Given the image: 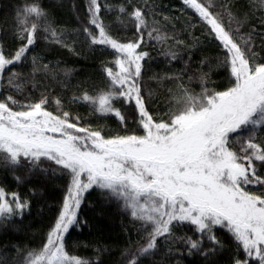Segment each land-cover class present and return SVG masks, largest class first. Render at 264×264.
<instances>
[{"label":"snow or ice","instance_id":"6c2138e0","mask_svg":"<svg viewBox=\"0 0 264 264\" xmlns=\"http://www.w3.org/2000/svg\"><path fill=\"white\" fill-rule=\"evenodd\" d=\"M183 4L194 10L207 34L219 42L223 59L217 60V66L227 70L226 84L208 87L210 76L202 68L207 57L200 61L201 68L189 74L191 50L200 43L199 37L193 35L189 44L170 34L155 13L149 20L146 6L136 0L115 7L107 0L103 5L88 0L83 33L91 44L109 46L116 53L115 68H103V83L94 90L78 89L70 97L48 92L38 98L30 92L22 98L0 95V166L11 169L17 185L37 169L67 178L62 204L42 244L14 245L13 264H91L67 250L66 237L71 226L81 224L79 210L89 190L105 206L114 204L128 217L126 222L121 220V229L128 235L121 264H167L173 253L181 252L177 243L187 248L188 255L198 253L204 264H220L217 257L224 251H229L226 264H264V0H250L252 10H261V26L253 25L248 32L241 29L249 23V13L234 12L227 0L220 5L213 0H183ZM216 7L220 11H214ZM102 9L118 10L116 21L121 27L134 23L136 35L126 41L115 37ZM15 11L13 38L18 46L8 53L0 39V80L14 66L7 80L10 91L23 94L28 83L39 87L40 76L67 87L72 70L60 68L59 62L44 63L38 53H33L28 73L15 67L24 63L40 35L71 48L67 30L57 28L40 0L26 2ZM145 33L161 45L168 62L165 70L153 72L150 79L157 82V89L148 88L147 93L144 62L151 56L142 50ZM176 61H183L184 67L172 68ZM194 79L199 80V92L190 87ZM169 82L175 86L166 89L165 110L156 104V97ZM81 102L97 119L114 115L119 130L105 131V126L86 120L73 109ZM45 160L57 167L42 168ZM30 207V199L0 183V224L7 225L17 216L23 219ZM182 229L188 231L177 235ZM221 230L227 240L218 235ZM162 247L167 252L157 261ZM104 250L97 246V252ZM97 262L103 264L99 256Z\"/></svg>","mask_w":264,"mask_h":264},{"label":"trees","instance_id":"16d2710c","mask_svg":"<svg viewBox=\"0 0 264 264\" xmlns=\"http://www.w3.org/2000/svg\"><path fill=\"white\" fill-rule=\"evenodd\" d=\"M31 3L33 0H0V39L5 43V51L14 53L18 46V41L14 40L13 33L15 27L16 7L23 6L25 3ZM43 7L51 13V18L54 20L58 29H66V40L72 47H64L60 44L45 41L40 35L32 50L27 53V57L23 64L15 66L17 70L28 73L31 68V57L33 53H38L43 56L44 63L52 62L53 66L59 62L60 68L71 69V75L65 81V84L56 83L51 79H44L42 76L37 77L41 80V86L33 88L31 83L25 85L23 94L10 91L7 83L8 74L14 66H9L3 73V79L0 80V95L13 94L22 98L23 95H28L29 92L35 98H38L41 93L48 92L52 96L64 95L67 97L77 93L78 89L88 88L94 90L96 86H100L106 79V73L103 68L105 65L115 68L114 59L116 56L115 50L106 45H93L83 33V27L87 25L88 0H40ZM104 3V0H100ZM125 2V0H107V3L114 7ZM225 0H213L216 5L223 4ZM234 12H248L250 16L249 23L245 24L241 31L248 32L255 25L260 28L261 10H252L250 8V0H227ZM136 3L145 7V11L149 20L153 13L156 18L166 26V30L170 34H175L177 38L185 40L189 44L193 43V35L199 37L200 43L191 50L192 61L189 74L201 68L200 61L207 57L208 62L202 68L204 72L209 73L210 83L208 87L215 85H224L227 83L228 72L225 68L217 66V60L223 59V50L218 47L219 42L214 41V38L207 34L206 27L200 23L199 17L194 10L187 8L183 4V0H136ZM155 5L153 8L152 6ZM214 11H220L219 7L214 8ZM117 11L111 13L103 12L102 15L106 24L112 23V34L126 41L132 39L136 35L134 23H128L121 27L116 21ZM167 16L169 19L164 20ZM227 22V16L224 17ZM194 25V26H193ZM174 26V29H173ZM79 29V32L75 31ZM259 51L260 38L257 36L255 40ZM142 50L150 52L151 59H145V71L143 75V84L145 93L148 88L157 89V82L150 79L153 72H161L168 68V62L161 54V45L155 40H149L147 34L144 36V44ZM187 52V49H184ZM187 60L188 56L185 55ZM183 61L173 62L172 68H183ZM171 70V69H168ZM64 79L63 75L60 77ZM187 83V76L184 77ZM47 85V87H45ZM175 82H169L165 88L158 90L156 104L162 109H165V98L167 96V87H174ZM190 87L195 91H200V83L198 79H194ZM78 94V93H77ZM120 105L117 104V107ZM52 106H50L51 108ZM74 111L85 117L86 120H91L93 125L99 124L105 126V131L111 130L113 133L119 130L120 125L118 119L109 114L108 116L97 119L89 115V110L84 102L73 106ZM166 110V109H165ZM42 168H56L57 166L50 161H44ZM19 173L23 174L24 169H18ZM0 183L4 184L10 191H18L21 195L31 200V207L25 211L23 219L19 216L14 217L7 225L0 224V261L3 264H13V258L16 256V248L14 245L21 247H37L42 244L45 238L48 225L57 215L62 204L63 196L66 191L67 178L59 172L53 173L49 170L46 174L40 169H37L29 176L23 184L17 185L13 178L11 169H6L0 166ZM36 189V194L32 190ZM91 193V194H89ZM86 193V199L82 202L79 210L81 224L79 227L73 225L67 237V250L74 255H79L91 262L98 264L97 256L103 264H121L122 251L127 247L128 235L121 229V220L127 221L128 217L122 216L116 206H105L103 201L98 198V194L89 190ZM104 213L103 215L101 213ZM87 219L88 223L83 221ZM187 229H182L177 232V235H182ZM189 235L192 233L189 232ZM225 240L228 239L223 230L218 232ZM132 239H137L136 233L133 230ZM97 246L106 250L97 252ZM204 246L208 247L209 242L205 240ZM175 247L180 248V253H173L167 260V264H204V258L198 253L188 255L187 248L182 243H177ZM234 251V248L232 249ZM167 252L165 247L160 249L156 256L157 261L164 259V254ZM229 257V251L221 253L217 259L220 264H226Z\"/></svg>","mask_w":264,"mask_h":264}]
</instances>
